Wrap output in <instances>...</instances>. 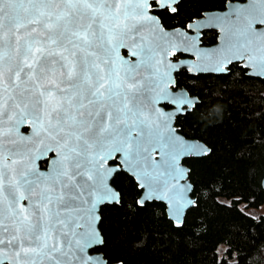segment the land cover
Instances as JSON below:
<instances>
[{
  "label": "snow or ice",
  "instance_id": "1",
  "mask_svg": "<svg viewBox=\"0 0 264 264\" xmlns=\"http://www.w3.org/2000/svg\"><path fill=\"white\" fill-rule=\"evenodd\" d=\"M179 3L0 0V264H103L87 250L103 244L100 206L122 203L120 175L177 229L198 206L181 161L210 150L175 127L199 100L170 88L174 73L214 58L216 73L243 60L264 76V0L166 29ZM209 24L224 33L214 51L199 43Z\"/></svg>",
  "mask_w": 264,
  "mask_h": 264
},
{
  "label": "trees",
  "instance_id": "2",
  "mask_svg": "<svg viewBox=\"0 0 264 264\" xmlns=\"http://www.w3.org/2000/svg\"><path fill=\"white\" fill-rule=\"evenodd\" d=\"M225 0H180L178 14L161 16L165 27L183 25L204 9ZM214 31L203 32L211 43ZM229 74H175L199 103L178 115L175 125L186 137L203 141L210 152L183 159L189 167L192 196L198 202L177 229L165 205L151 201L143 209L140 192L127 174L113 178L120 205L100 208L102 252L109 263L123 264H264V78L246 74L236 63Z\"/></svg>",
  "mask_w": 264,
  "mask_h": 264
},
{
  "label": "water",
  "instance_id": "3",
  "mask_svg": "<svg viewBox=\"0 0 264 264\" xmlns=\"http://www.w3.org/2000/svg\"><path fill=\"white\" fill-rule=\"evenodd\" d=\"M249 2H250V0H245L244 2L229 1V2L226 3V6H225V8H224L223 10H208V11H204L200 17H197V18L193 19V20L190 21V22H200V21H202V20H207L209 17H224V16H227V15H229V14L232 12L233 8L248 5ZM188 23H189V22H188ZM161 24H162V22H161ZM162 25H163V24H162ZM163 26H164V25H163ZM164 27H165V26H164ZM165 28L171 30L172 28H180V26H179V27H171V28H167V27H165ZM205 29H213V30L217 31V33H218V34H217V41H216L215 43H213L212 45H203V44L201 43V37H200V41H199L200 46H201L202 48H204L205 50H207V51H214V50H216L217 46L221 43V39H222L224 33L220 30V27H219V26H217V25H213V24H209V25H207L203 30H205ZM203 30H202V31H203ZM201 35H202V33H201ZM121 54H122V55H126L127 53H126V51H125L124 49H121ZM172 59H173V60H176V59H184V60H187V61H193V60L195 59V57L191 56L190 54H184V56H182V57H179V58H176V59L172 58ZM234 62H235V61H234ZM234 62H233V63H234ZM239 62L241 63V65H242V67H243L244 61L241 60V61H239ZM213 63H214V58H213V59L206 60V61H205V65H206L205 69H204L203 71H199V72H188V71L186 70V68H183V67L180 68L179 70L184 69V70H186L189 74H198V73H202V74H219V73H216V72L212 71V64H213ZM243 68H244V67H243ZM175 74H176V73H174V76H175ZM246 74H247V75H250V76H254V77L264 78V76H260V75L256 74V70H255V69H251V68L246 70ZM170 88H171L172 90H176V91L183 90V91L187 92L189 95H191V94L189 93V91H188L185 87H183V86H182V87H178V86H176V85H172V86H170ZM191 96H195V95H191ZM195 97H197V96H195ZM177 116H178V115H177ZM177 116H176V117H177ZM175 119H176V118H175ZM174 124H175V121H174ZM175 127H176L178 133H179V134H180L185 140H187V141H189V142H198V143H201V144L205 145V146L210 150V148H209V147H208L203 141H201V140H199V139H197V138H189V137H186V136H184V135L179 131V129H178V127H177L176 125H175ZM209 152H210V151H209ZM209 152H208V153H209ZM188 157H201V156H188ZM188 157H184V158H182L181 165H182L184 168H186V169L188 170V173H189V167H188L185 163H183V159L188 158ZM45 167H46V166H45ZM42 168H44V167H42ZM186 179H187L188 183H190V184L193 186V184L191 183V181H190V179H189L188 176H187ZM181 182L183 183V181H181ZM261 185H262V188L264 189V175H263V177L261 178ZM189 195H190L191 198L196 199L194 196H192V192L189 193ZM138 198H139V197H138ZM138 198H137V199H138ZM156 201H159V200H156ZM160 202H162V203L165 205V212H166V215H167V217L171 220L170 216L168 215V213H169V208H168V206H167V202H164V201H160ZM100 208H101V206H100ZM188 209H189V208H185V209L183 210V213H182L183 218L185 217V214H186V212H187ZM97 214L100 216V210H99V212H98ZM99 221H100V219H99ZM99 221L95 223V227H96V230L98 231V233L100 234V236H101L102 239H103V236H102L101 231H100V229H99ZM171 221H172V220H171ZM100 245H101V244L93 245L92 247H90V248L87 250L88 255H91V256H93L94 258H98L99 260H101V261L103 262V264H121L120 262L109 263V262L107 261V259H105V257H104V255H103L102 252H98V251H93V252H92V251H91V249H93V248H95V247H98V246H100ZM6 264H7V262H6Z\"/></svg>",
  "mask_w": 264,
  "mask_h": 264
},
{
  "label": "flooded vegetation",
  "instance_id": "4",
  "mask_svg": "<svg viewBox=\"0 0 264 264\" xmlns=\"http://www.w3.org/2000/svg\"><path fill=\"white\" fill-rule=\"evenodd\" d=\"M229 1L244 2L245 0H225L223 6H221V7H215V8L204 9V10H202V11L200 12L199 15H197V16H193L191 19L186 20V22H184L183 25H185L186 23L192 21L193 19H195V18H197V17H200L204 11H208V10H223V9L225 8V6H226V3L229 2ZM183 25H177V26H173V27H179V26L182 27ZM258 27H259V26H258ZM167 28H171V27H167ZM209 30L214 31L215 38H214V40H213L211 43H204V42L202 41V35H203V32H205V31H209ZM217 34H218L217 31H215V30H213V29H205V30H203V31H202V35H201V43H202L203 45H212L213 43H215V42L217 41ZM182 56H184V55H182ZM182 56L178 55V57H175L174 59L179 58V57H182ZM234 63H236V64H238L240 67H242V65H241L240 62H234ZM242 68H243V67H242ZM243 69H244V68H243ZM245 71H246V70H245ZM41 167H45V165L42 164Z\"/></svg>",
  "mask_w": 264,
  "mask_h": 264
},
{
  "label": "rangeland",
  "instance_id": "5",
  "mask_svg": "<svg viewBox=\"0 0 264 264\" xmlns=\"http://www.w3.org/2000/svg\"><path fill=\"white\" fill-rule=\"evenodd\" d=\"M253 214L264 213V205L259 207L256 211H251Z\"/></svg>",
  "mask_w": 264,
  "mask_h": 264
}]
</instances>
